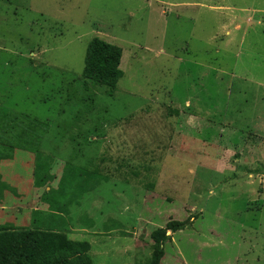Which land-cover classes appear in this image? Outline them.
<instances>
[{"label":"rangeland","instance_id":"374dc122","mask_svg":"<svg viewBox=\"0 0 264 264\" xmlns=\"http://www.w3.org/2000/svg\"><path fill=\"white\" fill-rule=\"evenodd\" d=\"M95 38L123 49L113 97L80 79ZM0 113L44 124L54 178L35 187L34 153L1 163L0 226L34 228L67 167L98 170L60 230L93 264L146 263L172 220L161 264H264V0H0Z\"/></svg>","mask_w":264,"mask_h":264},{"label":"trees","instance_id":"16d2710c","mask_svg":"<svg viewBox=\"0 0 264 264\" xmlns=\"http://www.w3.org/2000/svg\"><path fill=\"white\" fill-rule=\"evenodd\" d=\"M122 58V48L95 38L87 48L85 67L80 79L85 84L106 88L107 94L113 97L124 76L121 69ZM9 124L20 131L15 136L18 143L11 144L8 138L0 140V164L13 160L18 152L36 154L34 184L38 190L46 188L53 183L54 178L50 173V158L39 150L44 140V124L27 116L3 117V113H0V127ZM88 171L70 166L66 168L58 187L51 188L42 198L51 211L49 218L41 220L37 226L34 223V228L22 230L0 226V264H93L90 257L91 244L71 240L60 231L66 226L65 216L69 214V206L79 204L86 194L94 192L100 184L96 176L99 174L98 170L92 173ZM6 190L8 187L0 182V199ZM33 215H38V212ZM55 217H58V224ZM185 226V222L172 220L165 228L155 230L151 234L153 252L144 264H161L165 257L164 245L171 239L168 233L175 234Z\"/></svg>","mask_w":264,"mask_h":264},{"label":"crops","instance_id":"0c3cea01","mask_svg":"<svg viewBox=\"0 0 264 264\" xmlns=\"http://www.w3.org/2000/svg\"><path fill=\"white\" fill-rule=\"evenodd\" d=\"M16 154L18 155V153H16ZM13 180H14V185L12 186V188H8V190H6L5 193L10 192L9 189H12L13 192L18 193V175H15Z\"/></svg>","mask_w":264,"mask_h":264}]
</instances>
